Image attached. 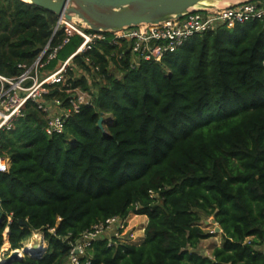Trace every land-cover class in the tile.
I'll return each mask as SVG.
<instances>
[{
	"label": "trees",
	"instance_id": "trees-1",
	"mask_svg": "<svg viewBox=\"0 0 264 264\" xmlns=\"http://www.w3.org/2000/svg\"><path fill=\"white\" fill-rule=\"evenodd\" d=\"M56 20L23 0H0V74L31 64ZM122 49L95 43L73 58L66 85L50 86L44 98L63 107L67 88L92 97L68 116L64 133L48 136L32 102L0 131L10 158L0 172V252L43 232L41 257L10 264H66L82 233L134 213L147 217L139 244L101 237L79 264H264V18L192 36L135 67ZM101 116L110 117L108 135ZM198 211L222 230L211 256L195 251L210 236Z\"/></svg>",
	"mask_w": 264,
	"mask_h": 264
},
{
	"label": "built area",
	"instance_id": "built-area-1",
	"mask_svg": "<svg viewBox=\"0 0 264 264\" xmlns=\"http://www.w3.org/2000/svg\"><path fill=\"white\" fill-rule=\"evenodd\" d=\"M255 18H264V2L247 1L233 6L191 12L181 18L159 23H141L120 30L98 32L85 25H79L74 20L57 17L46 45L40 49L35 60L29 65L19 64L20 72L15 76L0 74V131L12 129L16 121L23 117L25 105L32 102L43 113L46 120L43 129L48 136L64 133L68 116L77 112L80 105L91 104L92 100H85L84 95H78V87L65 89L69 94V107H63V101L57 97L48 101L44 95L49 92L51 85L67 84V72L72 69L73 58L91 50L95 43H107L120 50L124 48L123 51L126 49V52H130V66L135 67L141 61L160 60L166 54L175 52L192 36L219 26L231 28ZM74 36L81 38L79 44L68 56L60 60L54 69L48 70V64L58 59L60 51L72 42ZM123 51L118 52L119 60L124 57ZM86 60L88 61L87 58ZM58 109L60 111H57ZM9 163L10 158L4 154L0 142V172L8 171ZM8 220L11 221V217ZM124 222L125 219L113 216L82 233L72 245L68 264H79L86 247L96 239L104 237L110 241L113 238L119 240L117 232H112L114 235L111 238L107 236V232L111 231L113 225L119 231ZM7 233L8 228L4 231L5 237ZM262 250L264 252V246Z\"/></svg>",
	"mask_w": 264,
	"mask_h": 264
},
{
	"label": "water",
	"instance_id": "water-1",
	"mask_svg": "<svg viewBox=\"0 0 264 264\" xmlns=\"http://www.w3.org/2000/svg\"><path fill=\"white\" fill-rule=\"evenodd\" d=\"M247 1L257 0H29L28 3L49 11L56 17L63 16L98 32L120 30L141 23H159L181 18L191 12L233 6ZM97 126L108 135L104 116L99 118ZM2 222L0 210V225ZM19 223L25 224V221L20 220ZM217 230L222 231L220 227ZM35 242L33 247L38 255L32 257L39 258L46 252L47 246L40 245L37 239ZM26 254L15 249L0 264H10Z\"/></svg>",
	"mask_w": 264,
	"mask_h": 264
},
{
	"label": "rangeland",
	"instance_id": "rangeland-1",
	"mask_svg": "<svg viewBox=\"0 0 264 264\" xmlns=\"http://www.w3.org/2000/svg\"><path fill=\"white\" fill-rule=\"evenodd\" d=\"M259 2H264V0H257ZM77 36H74L72 39V43L67 44L59 53L58 55V59L55 60L54 62H56V64L58 65L60 60H63L70 52H72L78 41H76ZM35 60V59H34ZM113 71V70H112ZM46 70L43 72L45 73ZM116 73V76H119V74ZM81 77V74L80 76ZM90 79H93L89 76ZM89 79V80H90ZM97 79V78H94ZM93 79V80H94ZM89 83H91V81H88ZM61 86V85H60ZM92 89H96L95 87ZM78 90V95H84V99H90L92 97L91 94L88 91H85L81 88H77ZM106 119L105 121L106 124L108 123V121H110V117L105 116ZM105 124V125H106ZM199 215H200V220L197 222L198 226L206 233L210 234V236H208L205 239H202L198 245L195 248V251L203 256H211V252L212 249L215 246H220L224 243V239H223V234L222 231L217 230V227H219V225L215 222V220L213 219V216H209L201 211H198ZM145 215H137L134 213H130L128 214V216L125 218V222L123 227L118 231L117 228L113 225L111 228V231L107 232V236L109 238H111L112 235H114L113 233L117 232V236L118 238H120L119 240H123L125 239V241L127 240L130 243H134V244H139L144 237V223H145ZM53 232V231H51ZM113 232V233H112ZM38 235V243L42 246H47V241L44 239V234L43 232H35L33 233V235L26 240L25 242H23L22 247L20 248V250L25 246V245H34L35 242V238L34 235ZM21 252V251H20ZM12 253V251L9 249L8 245H5V248L0 252V261L5 260L10 254ZM68 264V262L66 263Z\"/></svg>",
	"mask_w": 264,
	"mask_h": 264
},
{
	"label": "bare ground",
	"instance_id": "bare-ground-1",
	"mask_svg": "<svg viewBox=\"0 0 264 264\" xmlns=\"http://www.w3.org/2000/svg\"><path fill=\"white\" fill-rule=\"evenodd\" d=\"M23 1H25V2L28 3L29 0H23ZM34 238L36 240L39 237L36 234V235H34ZM20 251H21V253H24L25 252V253H27V254H29L31 256L38 255L37 250L33 247V245H30V244L29 245H25Z\"/></svg>",
	"mask_w": 264,
	"mask_h": 264
},
{
	"label": "crops",
	"instance_id": "crops-1",
	"mask_svg": "<svg viewBox=\"0 0 264 264\" xmlns=\"http://www.w3.org/2000/svg\"><path fill=\"white\" fill-rule=\"evenodd\" d=\"M57 111H60L59 109L57 110ZM145 223H144V225L147 223V217L145 216ZM143 239V238H142Z\"/></svg>",
	"mask_w": 264,
	"mask_h": 264
}]
</instances>
